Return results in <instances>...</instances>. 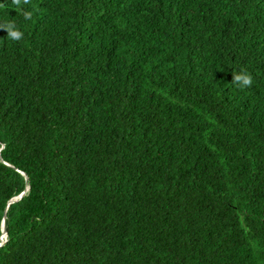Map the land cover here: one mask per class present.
<instances>
[{"label": "trees", "instance_id": "1", "mask_svg": "<svg viewBox=\"0 0 264 264\" xmlns=\"http://www.w3.org/2000/svg\"><path fill=\"white\" fill-rule=\"evenodd\" d=\"M0 4V264H264V0Z\"/></svg>", "mask_w": 264, "mask_h": 264}, {"label": "clouds", "instance_id": "2", "mask_svg": "<svg viewBox=\"0 0 264 264\" xmlns=\"http://www.w3.org/2000/svg\"><path fill=\"white\" fill-rule=\"evenodd\" d=\"M13 4L19 5L21 3V0H12ZM29 0H24V3H28ZM4 5L0 4V8H3ZM31 15L26 14L25 19H30ZM6 30L8 33V36L13 40H19L22 38L23 33L17 30L14 26V24L9 23L6 26ZM233 83L237 86L243 87V86H251V77L247 75H241V74H235L233 76Z\"/></svg>", "mask_w": 264, "mask_h": 264}, {"label": "water", "instance_id": "3", "mask_svg": "<svg viewBox=\"0 0 264 264\" xmlns=\"http://www.w3.org/2000/svg\"><path fill=\"white\" fill-rule=\"evenodd\" d=\"M25 177V176H24ZM27 189V185L24 187V189L22 191H20L16 196H13L12 198H10L7 203L12 202L18 198H20L23 193L25 192V190ZM0 245L3 243L4 241V237H5V229H4V218L2 217L1 222H0Z\"/></svg>", "mask_w": 264, "mask_h": 264}]
</instances>
